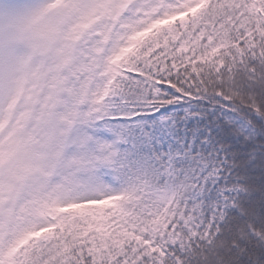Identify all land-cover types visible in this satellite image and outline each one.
Returning <instances> with one entry per match:
<instances>
[{
  "label": "snow or ice",
  "instance_id": "snow-or-ice-1",
  "mask_svg": "<svg viewBox=\"0 0 264 264\" xmlns=\"http://www.w3.org/2000/svg\"><path fill=\"white\" fill-rule=\"evenodd\" d=\"M0 264H264V0H0Z\"/></svg>",
  "mask_w": 264,
  "mask_h": 264
}]
</instances>
